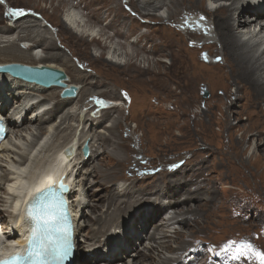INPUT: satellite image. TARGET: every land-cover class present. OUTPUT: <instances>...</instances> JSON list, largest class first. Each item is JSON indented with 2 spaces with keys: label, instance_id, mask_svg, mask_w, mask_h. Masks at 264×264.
Returning <instances> with one entry per match:
<instances>
[{
  "label": "rangeland",
  "instance_id": "374dc122",
  "mask_svg": "<svg viewBox=\"0 0 264 264\" xmlns=\"http://www.w3.org/2000/svg\"><path fill=\"white\" fill-rule=\"evenodd\" d=\"M105 1L107 0H102V2ZM119 1L124 5L125 10L131 12L142 23L145 24L141 27L140 32L147 31L149 29L148 27L155 25V22L152 21V15L156 14L155 10H150V12L148 10L145 11L143 10L144 8L142 7V4H140V7L143 9H141V14H138L129 5V0ZM59 2L61 1L0 0V15H3L7 20L10 19V22H15L21 15H31L39 20V23H41L43 26L41 29L47 31V37L55 41V47H58V50L64 52L65 58L68 57L67 59L64 58L65 61L63 62L67 65L73 64L75 66V69L72 67L71 70H68L71 77L77 78L81 74H88L91 75V80H97L100 78L107 80L105 85L93 88L91 91L95 95L99 96L92 97L89 94L90 91L87 92V89L85 90L84 87L83 90L87 92L84 96L86 103H84L83 99L79 100V98L76 99V101H72L71 104L66 106L63 112L58 114L56 121L59 123L66 112L74 113L76 111L79 112V110H83V117L85 116L90 119H95V124L103 121L96 126V130L97 133L102 134L101 140L103 142L106 140V136L109 137L110 141H108V143L110 145L107 148L106 156L100 162L105 165H109V168L114 166V161L110 159L115 157L119 159H127L136 155L137 152H141L143 153L142 155H146L155 161L154 166H156V172L160 171V164L167 165L171 171L176 169L177 165L183 164L181 167L183 169L180 168V170L174 175L171 174L172 176L168 173L164 174L162 175V179H172L174 181L184 174L185 180L187 181L186 188L190 191V195L195 196V201H192V204L186 206V208L195 207L197 205H201L205 208L199 210V215H197L199 219L196 216L192 224L186 225L185 228H183V225L181 226L178 223H175L178 221V218L182 219L184 216H180L179 214L182 211L175 208L166 209V213L163 214V219L160 220L161 222L163 220L164 222H169L168 224H171L169 226H162L160 221H158L160 218L158 220L151 218L150 221H147L149 218L148 214L150 215L153 213L157 209V206L161 207L162 205L169 202V198L165 197H163L162 200H157L156 203L152 202L156 199L158 193H163L169 190L166 185L164 186L162 184L155 183L154 185L150 186V191L155 195H150V199H147V197L144 196L140 203H136L130 210H127V212L125 211L126 213L124 212L117 221H108L105 226H102V224L98 223L95 219L101 215H103V219L106 218L107 206H104L103 201L95 200L96 197L106 194L108 190L107 186H110L111 188H114L115 186H117V188H122L124 186L126 187L131 182L127 179H121L115 181V183L107 184L101 179H95L96 176L90 177L87 181V188H90V195H92L91 193H94V197L92 196V198H94L93 202H95L94 205H99V208L94 209L93 207L92 212V207H84L83 210L84 213H86V216L81 217V215H79L80 224L83 227L82 234L79 235L81 242L80 247L83 252V256L88 255V257H92L95 256V253L97 252L104 257H109L111 249L109 248L110 244L107 243V239H111V237L114 239L118 238L120 240L124 239L125 235L127 234V226H130V230H132L133 233L135 232L136 227L140 229V237L135 239L136 245L134 246L133 252H135V250L138 248V251L141 250L142 252L147 253L152 247H158V250H155L152 253L155 264H162L168 259H171V261L172 259L177 260L179 256L187 250L188 246L191 244V241H194H190L188 239L189 236L191 238L195 236L196 238L205 237L207 239H211V241L214 242L221 241L232 234H234V236H239L243 235V233L248 234L252 230L258 229L261 215L253 212L250 218H248L249 216L247 215L236 217L232 213L233 203L234 212L238 208L235 204V201L233 200V193L235 192V189H233L232 184H234L235 178L247 182L252 186L261 187L262 194L264 195V164L257 165L258 161L255 160V158H251L257 141L254 140L253 136H251L250 143L246 144L244 149H239V152L241 151L245 158L250 160L253 168L249 169L246 167H237L234 165V158L230 157L228 152L234 153L235 150H238L237 147L234 149V126L236 129H240V131H236V138H240L243 134V131L245 130L252 132L253 134L259 133L260 130L262 133L264 132V121L261 122V119H264V104L260 103V106L252 107L246 105L247 102L244 99H239V94L236 91L232 74L227 67L210 68L209 71L207 70L206 74H204V76H207L205 81L200 83L197 88L190 85V91L187 90V93H184L182 88L178 87L176 84H173V91L171 93H166L160 89H155L154 76L152 75L153 73L142 74V76H139L133 71L130 72L128 68H126V71H124L123 68L128 66L127 64L130 61L129 59L131 55L134 53L137 56V58L134 59V62H136L137 65L142 69L149 67L151 69L154 67V62H156L157 59H163V62H161L163 73H169L167 76L172 77L175 75L181 79V77H183V74L181 75V73L186 72L187 69L184 68L182 64H178L181 58L180 51H185L182 55L183 58L189 57L192 62L197 61L199 63L198 59L199 56H201V52L199 53V47L202 42L192 40L193 38L187 35V29H183V32L179 31V33L182 32L180 37L177 33H175L176 31H172L168 25H165L163 30V32L166 34L165 38L169 40L175 39L170 44V48H168L166 51V55H162V52L160 51L157 52V56L142 52L141 49L136 45L132 47L128 41L120 38H115L116 40L113 39L112 41L111 39H108L106 40L107 42L105 43V46L102 47L97 43L91 42V39L93 36L97 35V33L102 31L103 27L106 25L105 21L104 23H98V21L94 20V18L91 17L87 7L83 3H79V0H66V2L63 3L58 16H56L54 7L58 5ZM231 2L232 0H230L228 3ZM221 3L222 2L218 1V4ZM263 3L264 1L262 4ZM167 6L169 7V5H165L160 13L166 15L164 18L170 16V10ZM252 7H254L253 3ZM69 10L73 11L74 13L76 12L75 14L77 15L78 19L89 25V29L87 28V33L90 31V33H93L92 31H94L93 35L87 38V41L89 42L88 46L84 44L81 39L78 40L73 38L63 26L59 25L60 23H56L59 21V19L63 20V17L68 14L67 12ZM244 11L245 13H241V16H243V14H247V10L244 9ZM181 14L183 18L182 16L179 17L176 22L182 18L183 20L187 19L194 21V24H196L195 22H199L202 18L191 16L192 14L185 10H182ZM240 15H237L236 17L239 18ZM206 17L204 16V18ZM108 19H111V17ZM164 21H168V19H165ZM206 21L209 20L207 19ZM206 21L202 20L203 23ZM51 22L56 27L53 26ZM169 22V24H171L173 20H170ZM174 25H176V23H174ZM25 28L28 30L27 27ZM258 31H261V25L257 24L256 32ZM263 32L264 31L261 32L262 36H264ZM13 33L14 38L11 39L14 40L19 34V29L14 30ZM29 37H24V40L28 41ZM0 39V41L7 40V38L1 33ZM41 39H43L42 35L35 37L33 41L38 43L41 42ZM130 40H135V35L130 37ZM205 40L206 42L213 41L210 40L209 35L205 37ZM34 42L22 43L21 46L24 49L23 51H28L27 45L29 44L33 43L35 46H37V44ZM0 44L4 45L2 43ZM18 48L22 49L20 46H18ZM263 49L264 46H262V48L259 47V49L256 47L253 49L254 51L252 50L251 53L253 56H255L254 59H256L261 54ZM39 50L43 55H47L49 51H51L52 54L58 52L51 48L45 49L43 44H40ZM101 56H105L106 58L108 57L114 62H121V65H113L116 69L113 70L111 68L113 66L104 65L103 63L93 60V58H99ZM202 56L205 59H210L209 61H220L217 63L223 62V56L214 58L208 56L204 52H202ZM0 57H4V54H0ZM202 60L205 62L204 59ZM184 80L185 78H183V81ZM183 84L185 85V83ZM82 86L84 85L81 84V87ZM108 90L116 91L118 96L108 95L105 93ZM206 90L208 91L207 97L204 96ZM52 91L56 90H50L42 94L38 93L36 95L35 101H39L40 99L51 95L53 93ZM131 94L134 95L138 101L139 99L145 98H148L151 101L153 100L155 106L153 105L149 109L150 112L147 116L142 113L143 110L138 106V103H135L133 106H131ZM249 94V92L245 91L243 96L247 97ZM189 96H191V101L197 99L198 104L188 108L186 101L188 100ZM25 97L26 96H24L22 99L25 100ZM233 101L236 102L238 106L236 108L232 106V108L228 110V106H231ZM55 102L56 101L54 100H49V105H47V107L52 106ZM242 103L245 106L243 105V108H240ZM83 104L86 105H84L82 108ZM176 104L181 108L176 106ZM1 105L2 103L0 106ZM116 105H120V113L117 111L113 112L112 116L104 119L102 116L104 114V107L107 106V108H111L115 107ZM91 106H95V108L88 115L89 108ZM258 107L261 108L256 110ZM233 108L238 110V112H236L237 114L233 112ZM43 110L44 108L41 109V111ZM255 110L257 113H255ZM11 111L12 110L10 109V112ZM171 111L176 112L170 113ZM111 125L112 127H110ZM60 128L61 131L58 133V136L53 137L52 132L48 133V135L44 137L47 143L45 145L47 147L45 148L46 151H44L42 154V151H39L37 154L38 156L40 155V158L43 160L42 164H44L45 167L41 168L42 164L30 162L27 168L30 167V169H33L34 171L38 169L37 172H39V169H41V171L44 172L54 166H56L57 169H64L63 166L65 165L64 170L71 173L74 165L77 162L81 164L83 160H86L90 157L84 156L81 150H77V147H79L78 141H80L81 137L83 136L84 140L82 141H86L88 139L92 144L94 143L95 133L93 131L88 132L89 124H80L78 120L72 118L69 120H64L61 123ZM29 139H31V137L28 139L26 138V141L23 140L24 144L21 149L12 146L21 152L20 154H23V158L26 157V159L30 154L29 147L31 143L27 144ZM141 139L144 140L140 141ZM65 146L74 148L72 153L76 152L75 157L67 162H61L62 159L56 161L58 154ZM96 148L97 144L94 146L93 151H95ZM89 154L92 155L91 152ZM16 155L15 156L18 159L22 158L21 155ZM38 156H35L36 160L38 159ZM76 157L78 159H76ZM81 157L83 159H81ZM136 157L131 159L132 162H134ZM47 163H51V165ZM98 164L99 163L97 160H95L90 165L84 166L83 173H86L88 170H93ZM42 169L45 170L43 171ZM256 173H259L260 175H257ZM78 180L80 181V178H78ZM79 181L76 189L79 192L86 193L87 195V191L84 190L82 183L79 185ZM225 183H227V185ZM224 184L226 185L225 188ZM242 185H244V183ZM134 187L135 189L138 188L135 185ZM1 194H4L2 189H0V195ZM165 194L167 195L169 193L165 192ZM141 197L142 196L139 198ZM125 198H128L132 201L135 199H131L129 197ZM125 198L123 196L120 199ZM75 199L78 200V196H76ZM0 207L4 210L2 205H0ZM76 212H81V207L76 208ZM3 213L4 215L2 218H5L6 222L9 223L11 220L10 213L7 211H3ZM133 214L136 215L134 218ZM186 216L189 218L193 215L188 214ZM144 222H148V224H150L147 230L141 229V226ZM158 223L161 228L160 231H157L156 233L157 238L161 237L163 233L173 235V231L176 232L180 230L186 233V239H184L185 241H176L177 238H175L170 241L171 243H169L172 249H166L165 247L159 245V239H157L158 241L156 242L148 239L149 232L150 234L153 233L155 231L154 227ZM0 228H2V224H0ZM98 229L100 230L99 232H97ZM92 234H94V236L97 235L96 237L98 239H94ZM96 240L106 242V245L100 246L96 244L100 241ZM93 244L98 245L100 250L96 251L97 248H91ZM104 246L106 247L104 248ZM180 247H183V249L181 250ZM176 249L177 251H175ZM101 250L103 251V254L101 253ZM147 259L148 258L145 257L142 259V261H147L146 264H149L151 261L149 262ZM120 261L122 262L120 264H124V262H127L128 264L133 263L131 257H128L127 255L123 256L122 259L119 258L117 260V262ZM105 262H108V260L100 259V261L96 262V264H104Z\"/></svg>",
  "mask_w": 264,
  "mask_h": 264
},
{
  "label": "bare ground",
  "instance_id": "6f19581e",
  "mask_svg": "<svg viewBox=\"0 0 264 264\" xmlns=\"http://www.w3.org/2000/svg\"><path fill=\"white\" fill-rule=\"evenodd\" d=\"M58 1L61 2H59L58 5L54 7L56 16H58L59 12L61 11L63 3L66 2V0ZM218 1L222 3L218 4ZM229 1L230 0H129V5L138 14H141V9L143 8V10H148L149 12L150 10L156 11V14L152 15V21L155 22V25H152V27H148L149 29L144 32H140V30L141 27L145 24L142 23L131 12L125 10L124 5L119 0H107L105 2H102V0H79V3H83L87 7L91 17L94 18V20L98 21V23H104L105 21L106 25L103 27L102 31L97 33V35L93 36L91 39V42L97 43L102 47L105 46V43L107 42L106 40L111 39L112 41L115 38H120L128 41L132 47L136 45L141 49L142 52L157 56V52L160 51L162 52V55H166V51L168 50V48H170V44L175 39L169 40L165 38L166 34L163 32L165 25H168L172 31H176L175 33H177L180 37L181 33L183 32L182 30L187 29V35L192 37V40L200 41L202 43L204 42L203 44L201 43L199 47V53L201 52V56H199L198 59L199 63L197 61L192 62L189 57L183 58L182 55L185 51H180L181 58L178 64H182L184 68L187 69L186 72L181 73V75L183 74V77H181V79H179L175 75L170 77L167 76L169 73H163L161 64V62H163V59H157L156 62H154V67L151 69L150 67L146 69L140 68L137 63L134 62V59L137 58V56L133 53V55H131L129 59V63L127 64L128 66H125V68H123L124 71H126L125 69L128 68L130 72L133 71L139 76H142V74L153 73L152 75L154 76L155 89H160L162 91H165L166 93H171L173 91V84H176L178 87L182 88L184 93H187V90L190 89V85L197 88L200 83L205 81L207 76H204V74H206V71H209L210 68L227 67L232 74V78L236 86V91L239 94V99H244L247 102L246 105L252 107L260 106V103L264 104V49L256 59H254L255 56H253L251 52L256 47H258L259 49V47L262 48V46H264V36L261 35V32L264 31V3L262 4L264 0H232L231 3H228ZM252 3L254 4V7H252ZM140 4H142L143 8L140 7ZM165 5H169V7H167L170 10V16L166 18H164V16L160 14ZM244 9L247 10V14H243V16H241V13H245ZM182 10L191 13V16L202 18L199 22H195L196 24H194V21L191 20H183V16L181 14ZM67 13L68 14L63 17V20L59 19V21L56 23H60L59 25L63 26L73 38L78 40L81 39L83 43L88 46L89 42L87 41V38L93 35L94 31H92L93 33H90L91 31L87 33V28L89 25L80 21L75 14L76 12L74 13L73 11L69 10ZM237 15H240L239 18L236 17ZM181 16V20L176 22L177 19ZM204 16L207 17L204 18ZM110 17L111 19H108ZM165 19H168V21H164ZM207 19L209 21H206ZM170 20H173L176 25H174L173 22L169 24ZM202 20H205L206 22L203 23ZM257 24L261 25V31L256 32ZM52 25L55 26L53 23ZM25 27H27L28 30H26ZM41 28H43V26L41 23H39V20L31 15H21L15 22H10V19L7 20L3 15H0V33L7 38V40L5 41H0V43L4 44H0V54H4V57H0V64L20 62L29 65L46 66L63 70L68 77L65 80V83L76 85L79 88V91L76 95L63 97L62 95H60L63 87H46L21 79H8L7 73H0V104L2 103V105L0 106V117H3L7 120L11 133L10 137L9 135L6 136V139L10 138L11 141L8 140L10 144H8L7 141V148H4V150L0 154V160H2L0 161V189H2L4 193L0 195V205L4 207V210L0 207V224H2V230L5 234H7L8 239L16 240L20 238L21 233L23 232V223L22 219L19 216H16V214L14 213L16 212V205L14 201L10 200V186L4 187L3 185L5 183H10L14 186V189H18L24 186V183L19 186L22 182L24 174H33L35 177L37 175V178H40V181H45L47 180V178H49V176H51V173L53 176L60 177L62 172H66L64 169H57L56 166H54L42 176H40L37 172L38 169L34 171L33 169L31 170L30 167H27L30 162L42 164L43 160L40 158V155L38 156L37 154L39 151H42L41 154L46 151L45 148L47 147L45 145L47 143L44 137L48 135V133L52 132L53 137L58 136V133L61 131V123L64 120H69L72 118L78 120L80 124H89L88 132L93 131L95 133L94 143L92 144L89 141L90 149L85 147V145H88L87 141H82L84 140V136L81 137V142L78 141L79 147H77V150H81L84 156L88 154V157H90L86 160H83L81 164L77 162L74 165L72 172L69 173V175H71V177H73L74 179L73 183H71L72 190L70 192L72 206L74 208V211H76V208L81 207V212H77L78 216H86V213H84L83 210L84 207H92V212L93 207L94 209L99 208V205H94V198H92V196L94 197V193H91L92 195H90V188H87L88 179L90 177L96 176L95 179H101L107 184L115 183V181L121 179H127L131 182L126 187L124 186L122 188H117V186L111 188L110 186H107L108 190L106 194H102L99 195V197H96L95 200L103 201L104 206H107L106 218H104L105 221L103 219V215L99 216L98 218L96 217L97 219H95L98 223H101L102 226H105L108 221H117L125 211L127 212V210H130L136 203H140L144 196H146L147 199H150V195L154 194L150 191V186L154 185L155 183L162 184L164 186L166 185L169 190L165 192H168L169 194L166 195L165 192L158 193L156 199L152 202L156 203L157 200H162L163 197L169 198V202L162 205L161 207L157 206V209L155 208L156 210L153 213H151L150 215L148 214L149 218L147 219V221H150L151 218H155L157 220L160 218L158 220L160 221L163 219V214L166 213V209L175 208L182 211L179 214L180 216L184 215L182 219L178 218V221L175 223H178L181 226L183 225V228H185L186 225L192 224L195 219L191 217L188 218V216L186 215L191 214L197 216L199 215V210L205 208L201 205L186 208V206L192 204V201H195V196L190 195V191L186 188L187 181L185 180V175L182 173L183 175L175 179L174 181L172 179H162V175L167 173L169 175H174L177 171L180 170L182 166L179 168L177 167L176 169H173L171 171V169H169L167 165L160 164V171L156 172V166H154L155 161H153L152 158L146 155H142L143 153L137 152L136 155L127 159H119L116 157L110 159L114 161V166L112 168H109V165H105L100 162L106 156L107 148L110 145L108 143V141H110L109 137L106 136V140L103 142L101 140L102 134L97 133L96 130V126L103 121L95 124V119H90L85 116L83 117V110H79V112L76 111L74 113L66 112V114L64 113V116L61 118V121L59 123L56 121V117H58V114L63 112L66 106L71 104L72 101H76V99L79 98V100L83 99L84 103H86L84 97L85 94L88 91L91 92L93 88L105 85L107 83V80L103 78L91 80V75L88 74H81L77 78L71 77L68 70H71L72 67L73 69H75V66L73 64L67 65L63 62L68 57L65 58L64 52L58 50V47H55V41L49 39V37H47L46 35L47 31ZM16 29H19V34L17 38L13 40L11 38H14L13 32ZM179 31L182 32L179 33ZM40 35L43 36L41 42H34L33 39ZM134 35L135 40L131 41L130 37ZM208 35L210 37V40L213 41L209 40L210 42H206L205 37H207ZM24 37H29V40H24ZM27 42H34L35 44H37V46H35L33 43L29 44L27 45L28 51H23L24 49L22 48L21 44ZM40 44H43V47L45 49L51 48L54 51L58 52L52 54V52L49 51L47 55H43L39 50ZM46 45H48L49 47ZM18 46H20L22 49H19ZM202 52H205L208 56L214 58L223 56V62L217 63L220 61H209L210 59L203 58ZM202 59H204L205 62H203ZM93 60L109 66L121 65V62H114L113 60L109 59L108 57L106 58L105 56H101L99 58L95 57L93 58ZM111 68L113 70H116L114 66ZM183 78H185L184 81ZM183 83H185V85ZM81 84L84 86L81 87ZM84 87L85 90L87 89V92L83 90ZM50 90L56 91H52L53 93L51 95L44 97L39 101H35L36 95L38 93L42 94ZM245 91L250 93L249 95H247V97L243 96V93ZM90 92L89 94L92 97L99 96L95 95L93 92ZM105 93L111 96H118L116 94V91L113 90H108ZM207 93L208 91L204 93V95H206ZM24 96H26L25 100L22 99ZM131 96V106H133V104L135 103H138V106L143 110L142 113L147 116L150 112L149 109L154 105L153 100L151 101L150 99L145 98L139 99L138 101V99H136L134 95L131 94ZM49 100H54L56 102L52 106L47 107V105H49ZM234 101L233 103H231V106H228V110L232 108V106H234L235 108L238 106V104H236V102ZM186 103L188 104V108H190L194 105H197L198 100L196 99L191 101V96H189ZM84 105L86 104H83L82 108ZM243 105L244 104L242 103L240 105V108H243ZM176 106L181 108L177 104ZM42 108H44L43 111H41ZM94 108L95 106H91L89 108L88 115ZM104 108V114L102 115L104 119L112 116L113 112L117 111L118 113H120L121 111L120 105H116L115 107L111 108H107L106 106ZM259 108L261 107L256 108V110H258ZM10 109L12 110L11 112ZM256 110L255 113H257ZM173 112L176 111H171L170 113ZM233 112L236 113L238 112V110L234 109ZM263 121L264 119H261V122ZM112 125L110 127H112ZM237 130L240 131V129H236V127L234 126V149L235 147H237L238 150H235L234 153L228 152L229 156L234 158V165L240 168H253L250 160H248V158H245L241 151L239 152V149H244L246 147V144L250 143L251 136H253L254 140L257 141L251 158H255V160L258 161L257 165L264 164V132L262 133L260 130L259 133L253 134L252 132L245 130L243 131V134L240 138H236ZM29 137H31V139H29V142L27 144L31 143L29 147L30 154L26 159V157L23 158V154H20L21 152H19L12 146L21 149L24 144L23 140L26 141V138L28 139ZM143 140L144 139H141L140 141ZM96 144L97 148L95 149V151H93V148ZM84 148L88 150L87 153L84 152ZM73 150V147L65 146L58 154L56 161L60 159H62L61 162L66 161L69 157V153H71ZM90 152L92 153V155L89 154ZM16 154H19V156L21 155L22 158L18 159L16 157ZM35 156H38L37 160ZM77 157L76 159H78ZM133 157H136L134 162H132L131 160ZM81 159L83 158L81 157ZM95 160H97L99 164L95 166L93 170H88L86 173H83L84 166L90 165ZM47 164L51 165V163ZM41 166V168L45 167L44 164H42ZM39 170L41 171V169ZM256 174L260 175L259 173ZM78 178H80V181L78 180ZM78 181L79 185L80 183L83 184L84 190L87 191V195L86 193L79 192L76 189V187L78 186ZM28 183L31 185V181H28ZM225 184L227 185V183ZM30 185L24 186V188L31 189L32 187ZM134 185L138 188L135 189ZM20 190L21 189H18V191ZM76 196H78V200L75 199ZM123 196L124 198L129 197L131 199H135L133 201L128 198L120 199ZM140 196L142 197L139 198ZM3 211H7L10 213L11 220L9 223L6 222L5 218H2L4 215ZM135 216L136 215H134L133 218ZM162 222L160 221V224L162 226L171 225L168 224L169 222H164V220ZM76 223L77 221L75 222V225ZM149 226L150 224H148V222H144L141 226V229L147 230ZM154 228L155 231L153 233L150 234L149 232L148 239L155 242L158 241L157 239H159V245L165 247L166 249H172L169 243H171L170 241H172L173 239L177 238L176 241L181 242L186 239V233L180 230L176 232L173 231V235L163 233L161 237L157 238L156 233L157 231H160L161 226H159L158 223ZM100 230L98 229L97 232H99ZM82 231L83 227L80 224V220H78V226L76 225L75 227V234H78L77 237L79 240L77 244L79 249L75 253V264H82L84 259L83 257H85V264H96V262L100 261V259L110 261L108 263L105 262L104 264H120L122 262H117V260L119 258L122 259L125 255L131 257L133 261L132 264H146L147 261H142V259H144L145 257L148 258L147 260L149 262L151 261L149 264H155L152 253L155 250H158L157 246L152 247L147 253L142 252L141 250L138 251V248L135 250V252H133L134 246L136 245L135 239L140 237V229H138L137 227L135 228V232L133 233L132 230H130V226H127V234L122 240L118 238L114 239L112 237L111 239H107V243L110 244V251L114 252H110L109 257H104L97 252L95 253V256L92 257L83 256L79 237V235L82 234ZM96 236L92 234V237L94 239H98ZM189 237L188 239L191 240L193 238L196 239V236L192 238ZM96 241H100L96 243L100 246L106 245V242H101V240ZM98 245L93 244L91 248H97L96 251H98ZM180 248L181 250L183 249V247ZM175 251H177V249ZM175 261L176 259H172V261L171 259H168L162 264H174ZM124 264L128 263L124 262Z\"/></svg>",
  "mask_w": 264,
  "mask_h": 264
},
{
  "label": "water",
  "instance_id": "95a60500",
  "mask_svg": "<svg viewBox=\"0 0 264 264\" xmlns=\"http://www.w3.org/2000/svg\"><path fill=\"white\" fill-rule=\"evenodd\" d=\"M0 73H9L14 77L46 87H63V97L71 96L79 91V88L76 85L65 83V80L68 78L67 74L63 70L57 68L10 62L0 64ZM85 147L88 148V145H85ZM86 148H84L85 153L88 152Z\"/></svg>",
  "mask_w": 264,
  "mask_h": 264
},
{
  "label": "snow or ice",
  "instance_id": "6c2138e0",
  "mask_svg": "<svg viewBox=\"0 0 264 264\" xmlns=\"http://www.w3.org/2000/svg\"><path fill=\"white\" fill-rule=\"evenodd\" d=\"M28 215L37 225L46 224L49 218L46 212H34L32 209L29 210ZM234 244H236L235 241L230 242V245ZM29 254L31 255V253ZM245 258H254L258 261V264H264V252L255 249V247L247 241H241L238 247L231 250V259L234 261H241ZM23 260L24 258L17 254L13 260L0 261V264H22ZM32 264H36V261H32Z\"/></svg>",
  "mask_w": 264,
  "mask_h": 264
}]
</instances>
